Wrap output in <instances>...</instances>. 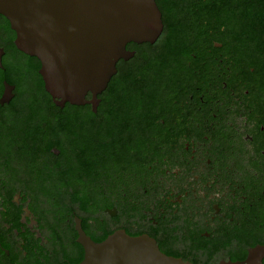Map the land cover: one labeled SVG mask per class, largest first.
I'll list each match as a JSON object with an SVG mask.
<instances>
[{
  "label": "flooded vegetation",
  "instance_id": "obj_1",
  "mask_svg": "<svg viewBox=\"0 0 264 264\" xmlns=\"http://www.w3.org/2000/svg\"><path fill=\"white\" fill-rule=\"evenodd\" d=\"M155 2L95 106H58L0 15V264H83L78 228L264 264V0Z\"/></svg>",
  "mask_w": 264,
  "mask_h": 264
},
{
  "label": "water",
  "instance_id": "obj_2",
  "mask_svg": "<svg viewBox=\"0 0 264 264\" xmlns=\"http://www.w3.org/2000/svg\"><path fill=\"white\" fill-rule=\"evenodd\" d=\"M0 15L16 32L17 48L41 62L45 89L60 107L86 104L89 92L95 106L126 45L154 42L163 27L155 0H0ZM78 229L83 264L113 262L123 254L142 263L183 264L148 236L116 234L95 243Z\"/></svg>",
  "mask_w": 264,
  "mask_h": 264
}]
</instances>
